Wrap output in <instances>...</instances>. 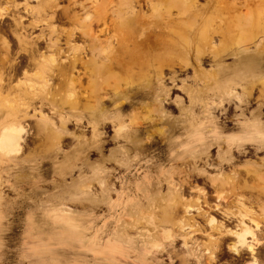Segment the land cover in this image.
I'll return each mask as SVG.
<instances>
[{"label":"rangeland","instance_id":"obj_1","mask_svg":"<svg viewBox=\"0 0 264 264\" xmlns=\"http://www.w3.org/2000/svg\"><path fill=\"white\" fill-rule=\"evenodd\" d=\"M89 1L56 0L60 17L56 14L57 18L53 21L55 33H60L62 37L69 32L71 24L66 16L79 11L80 5H88ZM22 2V0L15 1L19 5ZM198 3L207 5L205 0H198ZM30 4L35 5L33 2ZM20 16H22L21 25L24 27L21 32L26 36L23 39L24 43L27 44L30 40L36 41V37L40 36V28L27 27L28 17L21 12V9L14 10L10 2L0 0V30L4 33L2 35L7 42V56L10 61L25 66L21 47L10 34L11 31L19 28L17 18ZM40 50L43 48L41 47ZM205 59H202L203 64L201 62L198 66L200 68L187 66V69L180 68L184 69L181 72L177 69L178 67L176 71L175 67L173 71L170 70L172 72L165 69L164 74H166L161 82L152 81L113 100L110 96L107 97L101 104L103 119L106 120L100 125L101 123H98L100 119L92 116L97 123L95 126L93 122L87 121L88 114L92 112L79 110L74 113L65 106L53 110L51 103L41 94L36 95L37 99L29 101L17 99L16 93L27 83L38 84L39 80L36 76L32 77L35 75L32 74L34 70H28L24 75L18 74V77L8 79L7 66H0L2 74L0 78L4 82L3 94L10 93L9 100L17 109L11 114L0 112V131L9 127H28L23 129L21 134L22 152L12 154L0 151V264H39V260L33 258V251L39 245L44 248L43 251L49 253L48 255L55 257L54 262L61 264L63 260L77 259L82 250L83 254L90 252L89 255L102 258L100 263L103 264H133V261L143 259L141 252L144 247L153 242L149 237L154 233L159 234L172 229V234L175 235L174 228L150 220L148 216L151 211L149 204L153 200L161 197H165L166 200L169 198L167 185L174 184L179 194L177 197L183 202L195 201L199 196L204 195L206 202L213 206L217 201L214 191L216 183L225 186L223 197L225 201L230 202L226 204L225 201L220 200V205L225 207L226 212L228 210L232 214V216L229 215L231 219H234L237 213H241L258 220L260 232L254 228L258 232L254 233L252 254L256 264H264V163H262L264 160L259 161L264 159V153L249 149L241 151L243 145L238 150L234 148L236 143L225 148L215 141L217 144L209 148L207 161L201 158L194 162L192 158L184 156L174 162H167L165 142L170 138L169 136L171 138L183 136L181 131L177 130V122H182L184 118L187 124L192 121L189 113L193 112L194 105L189 102L191 97L195 99L196 97L192 95L189 98L188 93L191 90L193 92L195 81L203 82L211 71L210 60L207 57ZM230 68L231 76H225ZM262 68H264V35L222 58L215 66V87L227 90L232 87L236 77H243L253 82L264 79ZM12 79L20 80L21 85H18V81L13 82ZM11 82L20 88L13 87ZM176 86L178 89L175 88ZM224 86L225 89H223ZM251 94L259 95L258 90L252 91ZM161 97H163V106L158 103ZM115 104H120L118 118L125 125L129 124V121L138 122V125L133 127L136 131L126 129L127 126L124 125L121 126L119 136H114V130L109 121L113 118L111 112ZM185 105L190 106L186 108ZM38 106L41 108L39 109ZM124 107L126 111L122 109ZM148 112L153 119L148 118ZM40 115L50 117L57 133L61 135L59 148L56 149L59 151L56 155L44 152L38 155L32 151L38 149L40 145L34 142L31 135L36 122H39ZM214 119L209 115L205 117V122L213 124ZM259 123V120L254 123L249 122V126L255 131L258 130ZM91 128H94L95 133ZM27 130L31 131L30 134ZM74 141H84L91 149L87 155L85 154L86 157L84 154L80 157L79 161L82 163L80 172L74 170L69 173L66 170L67 175L62 177L59 175V167L65 158L61 157V153L66 152L68 156L75 145ZM218 148L231 155H229V161L221 165L216 159ZM28 151L29 153L32 151L29 156ZM119 154L128 160V165L134 166L129 172H125L124 167H121L126 164L120 166V163L116 162ZM140 159V167H138L136 162ZM146 161L148 163H144ZM88 171L101 175H88ZM226 176L231 177L232 186L227 183ZM98 181H103L107 185L104 195L97 190ZM91 191V195H85ZM222 202L226 205L224 206ZM178 214L179 211L173 215ZM213 215L219 218L217 213ZM231 219L229 220L231 222H225L224 227L228 226L229 229L226 230V227L223 233L230 230L232 234V230L235 229L233 225L239 230L238 223L234 222L236 218ZM196 221L198 227L205 226L199 218ZM247 222L249 227L253 226L252 224L250 226L248 220L244 221L246 225ZM210 234L214 237L219 236V243L217 238H214V242L208 241L207 236L199 233L193 236L189 243L194 246H200L202 243V245L210 244L209 254H216L215 258L214 254L211 256L214 258H212L213 264H225L226 261H230V264H248L251 261V253L245 248H241L238 255L228 250V245L235 241L233 234L234 241L230 237L232 235L216 236V232H210ZM222 236L224 238L220 240ZM249 240L250 237H247V241ZM78 241L83 242L90 251L75 246ZM183 242L180 239L175 240V247L180 248ZM48 258L45 260L48 261ZM89 258H85L88 260L87 264H96Z\"/></svg>","mask_w":264,"mask_h":264},{"label":"bare ground","instance_id":"obj_2","mask_svg":"<svg viewBox=\"0 0 264 264\" xmlns=\"http://www.w3.org/2000/svg\"><path fill=\"white\" fill-rule=\"evenodd\" d=\"M6 1L11 3L14 10L21 9V12L28 17L27 27L30 29L40 28V36L36 37V41L30 40L27 44L24 43L23 39L26 36L21 32L24 27L21 25L22 16H20L17 18L19 28L10 32L19 47H21L25 66L9 60L7 42L4 40L3 32L0 30V66H7L6 75L8 79L15 78L18 74L24 75L28 70H34L32 74L35 75L32 77L36 76L39 80L37 85L32 82L34 87L30 84L31 82L25 83L24 87L21 86L22 89L16 93L17 99L29 101L30 99H37L36 95L41 94L51 103L53 110H57L60 106H65L67 107L66 109L69 108L73 112L79 110L92 112L88 114L89 119L87 121L88 123L93 122V126L97 125V123L92 116L100 119L98 120V123H101L100 125H102V121L106 120L103 119L104 114L101 111L103 100L109 96L112 100L119 98V95L142 87L152 81L161 82L166 74H164L165 69L170 71L175 67L176 71L178 67L177 69L181 72L184 69L180 68L186 67L187 69V66L200 68L198 66L201 62L203 64L202 59L207 57L211 63V71L203 83H208L209 87L215 86V66L222 58L235 49H241L253 43L259 36L264 35V0H244L243 2H241L242 0H239L240 2L238 0H205L207 5L204 6L200 5L198 0H90L88 5L82 4L79 11L75 10V13L66 16L71 24V30L62 37L60 33H55L53 29V21L57 18L59 12H57L59 7L56 0H22L21 7L15 3L16 0ZM31 2L35 5H31ZM41 47L43 50H40ZM205 60L207 61L208 59ZM0 75L2 74L0 73ZM0 80L2 79L0 78ZM15 81L18 80L16 79ZM23 81L25 80L23 79ZM210 81H212V84L209 83ZM3 83L0 84V112L11 114L17 109L9 100L10 93L8 95L6 93L5 95L3 94ZM19 83H21L20 80L18 85H21ZM197 83L199 81L194 82V84ZM18 85L15 86L20 88ZM12 86L15 87L13 84ZM223 89H225V86ZM12 92L14 93L13 90ZM143 92L145 93V91ZM192 95L193 92L191 90L188 93V97L190 98ZM192 99L194 100L195 98L191 97L189 102L191 105ZM120 104H115L113 107L111 112L113 118L109 121L113 127L114 136H119V132L122 129L121 126L125 125L118 118L121 108ZM38 108L40 109L41 107L38 106ZM122 109L125 110L126 107ZM133 116L137 117L136 115ZM128 123L125 125L127 126L126 129L136 131L133 127L138 122L129 121ZM197 123L192 120L187 124L185 118L182 122H177V130L181 131L183 136L182 138L177 136L171 138L169 136L170 138L165 142L167 162H174L184 156L192 158L194 162L196 159L197 161L201 158L206 159V161L209 159V148L213 145L215 146L217 142L205 139L203 143H198L197 138L202 135L203 130L197 127ZM207 125L209 127L212 126L209 122H207ZM26 128L28 129L27 126H17L2 129L0 131V151L12 154L22 152L21 148L23 147L20 145L21 134L23 129L25 130ZM91 129L95 133L94 128ZM31 131L27 133L30 134ZM246 132L247 128H242L240 132L228 135L239 137ZM31 135L34 142L40 144L38 149L32 150L34 153L39 155V153L44 152L56 155L57 151H59L56 149L59 148L61 135L57 133V129L54 128L53 120L50 117L46 118L40 115L39 122H36ZM215 141H218V145H223L225 148L229 146L227 140L219 132ZM74 143L75 145L68 156H66V152L61 153V157L65 158V161L59 167V175H62V177L67 175L66 170L69 173L74 170L80 172L82 165L79 161L80 157L82 154L87 155L90 152V146L84 141H74ZM234 143H236L234 148L239 150L241 145L238 141ZM179 148L184 150L178 151ZM218 149L219 152H217L216 159L217 163L221 165L226 163L227 160L229 161L231 155L227 151L223 152L221 148ZM31 152L29 153L28 151L27 155H31ZM116 159L120 166L126 164L121 166L124 167L125 172H129L130 168L134 167L127 164L128 160L123 155L119 154ZM262 160L264 159L259 161ZM140 161L141 159L136 162L138 167H140ZM88 175L101 174L88 171ZM230 175L234 174L230 173ZM226 178H228V182H226L232 186L231 177L226 176ZM96 184L98 185L97 190L101 193L107 189V185L103 181H98ZM224 187V185L216 183L214 191L217 201H215V205L211 206L212 204L209 205L206 202L204 195L199 196L195 201L183 202L177 197L179 194L174 184L167 185L166 190H169L167 197L169 198L166 200L165 197H161L149 204V209L151 210L148 214L149 219L174 228L182 220L187 218L196 220L199 218L203 221V225L208 226L207 231L209 234L210 232H216V236L223 235L225 228L227 227L226 230L229 229L226 225L224 227L225 222L232 218V214L228 210L226 212L225 207L220 205V200L225 201V197H223ZM91 193L92 191L85 195L89 196ZM228 202L230 201H225L226 204ZM222 203L223 205L225 204L224 202ZM156 205L158 206L156 207ZM177 211H179V214L174 216L173 214L177 213ZM213 213H217L219 218H216ZM236 215V220L235 218L231 220H235L234 222L238 223L239 230L236 225V227L233 225V229L235 228L234 230H236L235 232L232 230L235 239L232 234V236H229L232 237V241H235L234 243L231 241L233 244L228 245V250L232 249L231 252L238 255L239 250L245 248L251 253V261H253L255 259L252 254V247L255 240L254 233L259 231L258 220L241 213ZM213 220L216 221V225H212L211 222ZM246 220L249 221L250 226L251 224L253 225L251 226L253 228L248 226V222L247 225L244 223ZM196 223L198 226L197 221ZM220 225H223V227H219ZM191 227V224H186L185 231H188ZM200 228L204 227H197V233L202 230ZM254 228L258 231L254 230ZM228 231L230 232V230ZM248 233H251V235H248ZM226 236L228 235L226 234ZM240 237H243L242 241ZM247 237H250L249 241H247ZM214 238L216 239V237ZM222 238L224 237L222 236L219 239L221 240ZM206 240L209 241L208 238ZM216 240L219 243L218 238ZM75 246L86 248L90 251L81 241L76 242ZM43 250L44 248L39 245L33 251V258L38 259L39 264H61L54 262L53 258L55 257L48 255L49 253ZM82 251L81 255L74 261L63 260L62 263L77 264L79 262L78 264H87L88 260L85 258L90 257L89 260H93V263L103 264L100 263L102 258L89 255L90 252L83 254L84 251ZM213 254L215 258L216 254ZM213 254L210 255L212 256ZM47 258L49 259L48 261L45 260Z\"/></svg>","mask_w":264,"mask_h":264},{"label":"clouds","instance_id":"obj_3","mask_svg":"<svg viewBox=\"0 0 264 264\" xmlns=\"http://www.w3.org/2000/svg\"><path fill=\"white\" fill-rule=\"evenodd\" d=\"M261 71L264 72V68ZM231 73L230 68L225 76H231ZM2 83L3 81L0 80V84ZM193 89V96L196 99L192 104L195 107L193 112L189 113V117L193 122H198L197 127L203 130L202 135L197 138L198 143H203L205 139L215 142L219 132L227 142V138L235 137V141L243 145L241 151L249 149L264 153V79L253 82L243 77H236L232 82V87L227 90H221L215 86L209 87L208 83L203 82L194 84ZM257 90L259 95L253 96L252 91ZM158 103L163 106V97ZM189 106L185 105L186 108ZM209 115L215 118L211 127L205 122V117ZM148 118L153 119L151 113ZM257 120L260 122L259 128L254 131L249 126V122L254 123ZM242 128L248 130L241 136L228 135L240 132ZM183 150V148L178 149V151ZM211 223L216 225L215 220ZM186 224L192 225L188 231H185ZM197 227L195 219L187 218L174 226L175 235L172 234V229L159 234L154 233L149 237L153 242L144 247L141 252L143 259L133 261V264H213L209 251H205L206 248L211 250L210 244L194 246L189 243L192 237L198 234ZM207 227L205 225L199 234L207 236L209 241L214 242V235L208 233ZM219 227L222 228L223 225ZM224 234L231 235V233ZM178 239L184 241L180 248H176L174 244V241ZM225 264H230V261H226ZM250 264H256V261L253 260Z\"/></svg>","mask_w":264,"mask_h":264},{"label":"snow or ice","instance_id":"obj_4","mask_svg":"<svg viewBox=\"0 0 264 264\" xmlns=\"http://www.w3.org/2000/svg\"><path fill=\"white\" fill-rule=\"evenodd\" d=\"M228 139V142L229 143H234L235 142V137H230V138H227ZM248 235H251V233H248ZM240 239H241V241L243 240V237H240ZM233 251H234V249H233Z\"/></svg>","mask_w":264,"mask_h":264}]
</instances>
